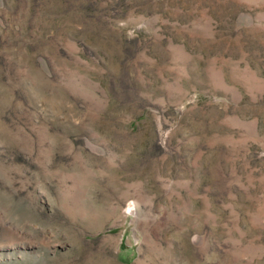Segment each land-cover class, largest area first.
Listing matches in <instances>:
<instances>
[{
	"label": "rangeland",
	"instance_id": "374dc122",
	"mask_svg": "<svg viewBox=\"0 0 264 264\" xmlns=\"http://www.w3.org/2000/svg\"><path fill=\"white\" fill-rule=\"evenodd\" d=\"M0 264H264V0H0Z\"/></svg>",
	"mask_w": 264,
	"mask_h": 264
}]
</instances>
